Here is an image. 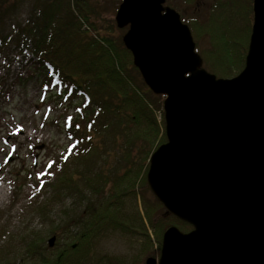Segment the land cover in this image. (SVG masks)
Here are the masks:
<instances>
[{
	"label": "trees",
	"instance_id": "1",
	"mask_svg": "<svg viewBox=\"0 0 264 264\" xmlns=\"http://www.w3.org/2000/svg\"><path fill=\"white\" fill-rule=\"evenodd\" d=\"M17 6V0H0V55L7 43L12 46L8 53L27 52L25 57L28 54L32 58V65L46 79V92L56 93L59 89V96L67 94L80 100V120L68 126L74 144L70 158L63 160L60 156L46 166L41 188H51L54 201L66 196L85 198L79 201L84 207L78 215L51 228L49 235L57 239L54 247L50 248L45 237L38 234L16 258L0 252V264H144L139 258L159 255L169 227L176 226L183 232L193 229L168 214L150 189L138 193L141 185L148 186L151 155L167 142L164 97L147 87L134 66L133 56L123 43L126 32L114 36L117 26L109 22L107 32L100 33L89 15L92 9L88 0H45L25 22L12 24L13 34H6ZM226 6L218 0L216 11L219 7L228 11ZM224 8L220 13H225ZM231 12L235 14L227 24L236 43L221 40L218 47L213 37L207 40V47H199L207 23L216 20L186 21L190 28H197L192 33L203 68L218 78L237 76L245 67L249 47L251 19L243 17L240 10ZM235 20L237 27L232 24ZM113 156L118 164L120 160L129 165L138 161V166L135 171L125 168L121 175L118 169L106 166ZM122 184L126 188L120 190ZM129 195L139 198L142 211L136 201L134 212H130L126 204ZM48 205L45 202L36 207L44 220L48 218ZM109 234L137 239L139 257L98 253V240Z\"/></svg>",
	"mask_w": 264,
	"mask_h": 264
},
{
	"label": "water",
	"instance_id": "2",
	"mask_svg": "<svg viewBox=\"0 0 264 264\" xmlns=\"http://www.w3.org/2000/svg\"><path fill=\"white\" fill-rule=\"evenodd\" d=\"M165 2L122 0L115 16L134 66L164 97L167 142L151 155L148 185L193 227H169L145 264H264V0H253L245 67L228 79L203 68L190 27Z\"/></svg>",
	"mask_w": 264,
	"mask_h": 264
},
{
	"label": "rangeland",
	"instance_id": "3",
	"mask_svg": "<svg viewBox=\"0 0 264 264\" xmlns=\"http://www.w3.org/2000/svg\"><path fill=\"white\" fill-rule=\"evenodd\" d=\"M192 1L166 0L165 6L175 9L181 17L183 16V23L190 20L189 18H195L199 23L216 20L208 22L201 33L203 42L199 45L200 48L203 44L208 46L207 40L210 37H213L216 47L221 40L236 43L235 38L230 37V26L227 24L234 15L230 18L225 15L227 13H220L224 7H219L217 14H214L218 0ZM231 1L233 5L228 8L229 11L240 10L243 17L251 14L249 0ZM69 2L71 3V0ZM121 2L122 0H88L89 9L93 10L90 11L92 16L89 15L91 20L96 22L101 34L107 32L109 22L117 26L115 16ZM17 3L18 6L11 14V22L7 24L9 29L6 34H13L12 24L25 22L31 13L41 8L40 5L42 6L45 0H17ZM226 17V23L222 22ZM239 18L238 15L241 27ZM232 24L237 27L236 20ZM85 27L87 28L86 25ZM191 28V32L196 33L197 28ZM125 32V28L120 29L117 26L112 33L119 36ZM11 47L8 43L5 44L3 48L7 49L0 55V184L3 186L0 191V252L3 251L12 258L21 253L25 244L35 235L45 237L48 244V240L53 237L49 235L51 228L62 225L65 219H73L78 215L84 207L82 201L80 204L79 201L84 200L85 196H66L54 201L51 200L52 189L41 188L46 166L57 161L60 156L63 160L70 158L68 155L74 144L69 134L71 127L68 125L80 120L77 110L80 100L67 94L59 96L62 92L59 89L56 93L46 92V79H42L43 73L32 65V58L28 54L25 57L27 52L15 50L8 53ZM157 119L159 121L158 114ZM9 157L11 161H8ZM63 160L61 162H64ZM107 161L106 166L112 170L118 169L121 175L125 168H133L135 171L138 166V161L129 165L120 160L118 164L119 160L115 159V156ZM129 180L125 182L126 187ZM124 187V184L120 185V190ZM141 187L143 186L139 187V194L150 189L149 185ZM146 192L143 193L146 195ZM136 201L142 211L139 198L135 200L134 195L127 197L126 204L131 213L135 210ZM45 202L49 203V213L48 218L44 220L36 212V207ZM132 239L119 234L105 235L98 240L97 252L129 258L139 257L140 242ZM151 256L145 254L139 259H143L145 264L146 259Z\"/></svg>",
	"mask_w": 264,
	"mask_h": 264
},
{
	"label": "flooded vegetation",
	"instance_id": "4",
	"mask_svg": "<svg viewBox=\"0 0 264 264\" xmlns=\"http://www.w3.org/2000/svg\"><path fill=\"white\" fill-rule=\"evenodd\" d=\"M222 1V3L224 4V5H227L226 7L227 8H231V3H232V1L231 0H221ZM248 3V2H247ZM249 3L251 4V14H249L248 15V19L250 18L251 19V29H252V26H253V20H254V11H253V0H249ZM165 4H166V2H165ZM229 4V5H228ZM165 7H169V6H165ZM237 10V9H236ZM224 11H225V13H227V14H225V15H227V17H232L233 15H234V13H232L231 11H227V10H225V8H224ZM214 14H217V11L216 10H214ZM226 17V18H227ZM182 18V20H183V16L181 17ZM190 20H196L195 18H189ZM187 25H188V23H186ZM252 32V31H251Z\"/></svg>",
	"mask_w": 264,
	"mask_h": 264
},
{
	"label": "bare ground",
	"instance_id": "5",
	"mask_svg": "<svg viewBox=\"0 0 264 264\" xmlns=\"http://www.w3.org/2000/svg\"><path fill=\"white\" fill-rule=\"evenodd\" d=\"M3 190V186L0 184V191H2Z\"/></svg>",
	"mask_w": 264,
	"mask_h": 264
}]
</instances>
